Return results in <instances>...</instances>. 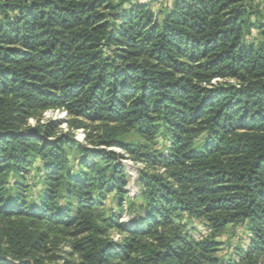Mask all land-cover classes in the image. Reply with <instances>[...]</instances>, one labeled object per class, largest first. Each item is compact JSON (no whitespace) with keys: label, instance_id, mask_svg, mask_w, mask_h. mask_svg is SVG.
Returning <instances> with one entry per match:
<instances>
[{"label":"trees","instance_id":"obj_1","mask_svg":"<svg viewBox=\"0 0 264 264\" xmlns=\"http://www.w3.org/2000/svg\"><path fill=\"white\" fill-rule=\"evenodd\" d=\"M155 1L0 0V264H264L263 10ZM242 224L248 250L221 262L216 237Z\"/></svg>","mask_w":264,"mask_h":264},{"label":"rangeland","instance_id":"obj_2","mask_svg":"<svg viewBox=\"0 0 264 264\" xmlns=\"http://www.w3.org/2000/svg\"><path fill=\"white\" fill-rule=\"evenodd\" d=\"M139 1L145 2L148 0H139ZM161 1L162 0H157L151 5L154 11H157L160 8ZM256 3L260 5L264 14V0H256ZM250 38L251 41L256 43V41L261 37L258 35V33L255 30L252 31V35ZM248 41L250 42L249 38ZM65 118H66L65 112L59 110H54V111L50 110L43 114L42 120L40 122L42 124L58 122ZM28 122L32 126L35 125V122L32 119H30ZM60 129L62 131H66L67 130L66 124L62 123L60 125ZM74 139L76 141L84 143V134L82 130H78L75 132ZM166 148H167V141L163 138H158L157 149L166 153ZM112 151L117 153L120 152L117 148L112 149ZM68 154L70 158L73 160L75 153L69 149ZM121 164L124 166L125 172L128 175V182L126 185V189L128 191L127 195L131 198H136L140 193V187L137 184V180H138V172L142 168V165L138 163L135 164L129 159L121 160ZM39 175L40 173L37 172L35 166L29 168V170L24 175L25 183L29 185V187H31L32 190L39 189L40 186L38 184ZM29 200L31 201V198ZM123 209L124 210L126 209L125 204H123ZM101 210L107 216L113 213L119 214L120 211L117 207V198L114 196V193H110L107 195V197L103 201ZM120 221L126 224H130L131 221H133V216L125 214L124 212ZM180 223L183 224L185 232L188 233V235L191 236L194 240H203L210 235V231L205 227L204 223L199 220L190 219L184 216V218L180 221ZM250 240H251L250 231L245 224L236 227L231 237L229 234H222L217 236L216 241L219 243V247L216 253L217 258H219L221 262H228V261L238 262L248 250Z\"/></svg>","mask_w":264,"mask_h":264}]
</instances>
